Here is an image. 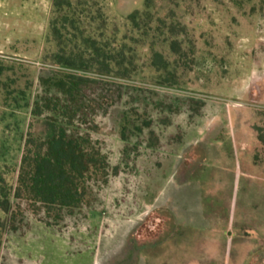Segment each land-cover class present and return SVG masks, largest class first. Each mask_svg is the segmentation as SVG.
<instances>
[{
  "label": "rangeland",
  "instance_id": "1",
  "mask_svg": "<svg viewBox=\"0 0 264 264\" xmlns=\"http://www.w3.org/2000/svg\"><path fill=\"white\" fill-rule=\"evenodd\" d=\"M50 3L0 0V168L9 184L27 135L54 133L45 116L30 115L40 80L56 69L48 60L57 51ZM71 3L85 36L135 54L136 71L118 82L150 90L131 100L149 104L158 150H143L110 182L102 208L79 230L59 235L33 221L25 234L3 236L0 264H96L88 259L119 253L130 264H224L216 256L243 254L219 224L264 228V198L241 193L257 190V175L264 177V0ZM154 53L168 63L166 73L151 66ZM160 79L171 85L159 86ZM124 103L97 119L113 164L124 146ZM258 186L264 191V182ZM245 230L233 231L245 237ZM258 239L250 264H264V230Z\"/></svg>",
  "mask_w": 264,
  "mask_h": 264
},
{
  "label": "trees",
  "instance_id": "2",
  "mask_svg": "<svg viewBox=\"0 0 264 264\" xmlns=\"http://www.w3.org/2000/svg\"><path fill=\"white\" fill-rule=\"evenodd\" d=\"M50 5L56 15L49 23L50 36L57 51L48 60L56 69L40 80L41 95L30 115L45 116L54 133L47 139L27 135L14 184L8 183L5 168H0V245L3 236L25 234L33 221L59 235L79 230L91 212L102 208V193L110 182L125 173L143 150H158L149 104L145 97L131 100L134 93L146 96L150 90L118 82L136 71L135 54L85 36L79 20H74L71 0H51ZM130 20L134 22L135 16ZM170 50L180 58L184 55L177 40L170 42ZM167 65L159 53L153 54L151 66L156 72L166 73ZM170 83L160 79L158 85ZM122 99L124 146L119 162L113 164L99 137L97 119Z\"/></svg>",
  "mask_w": 264,
  "mask_h": 264
},
{
  "label": "crops",
  "instance_id": "3",
  "mask_svg": "<svg viewBox=\"0 0 264 264\" xmlns=\"http://www.w3.org/2000/svg\"><path fill=\"white\" fill-rule=\"evenodd\" d=\"M261 175L260 176H259V174L257 175V181L256 182L258 184L264 182V177H263V175L262 176ZM258 184H257V187H258L257 190H249L248 192L242 191L241 193L243 195L246 194L247 197H251V198H256V199L264 198V191L260 190V186H258ZM163 211L161 212V214L163 213ZM212 225H213V228L217 229L216 223L213 222ZM219 225H221L220 226L221 229H223L224 232L227 235H229V237L232 236V237H235L236 239H238V241L240 243L241 250L243 251V254L239 255V254L234 253V255H233L231 251H229V253H227L228 252L227 251L224 257L216 256V259L218 262L224 263V264H250V263H254L255 261H257L254 256L256 254H258V251H256V253H253L254 252L253 248H254L255 241H259V239H258L259 231L264 230L263 226H261L259 223H257L252 230V229L246 228L247 226H245V224H243V223H241V224L231 223L229 225L228 224H219ZM236 228L239 231L240 230L243 231L246 229L245 235H244L245 237H242V236L240 237L239 234L234 233L233 230H235ZM230 229H231V231H230ZM227 241H229V240H227ZM228 243L229 242H227V244ZM120 257H121V253L114 254L110 259H107L106 256H101V257H96V258L90 257L88 260L90 261L91 258L97 259L99 262L96 264H101V263L102 264H115L116 260ZM129 258H130V256H128V255L122 256L119 259L120 261L118 263L119 264H123V263L124 264L125 263L130 264L131 259H129ZM118 263H116V264H118ZM86 264H87V262H86Z\"/></svg>",
  "mask_w": 264,
  "mask_h": 264
}]
</instances>
